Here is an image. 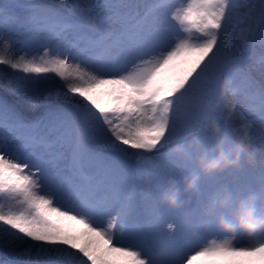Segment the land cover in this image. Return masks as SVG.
Wrapping results in <instances>:
<instances>
[{
  "label": "snow or ice",
  "instance_id": "1",
  "mask_svg": "<svg viewBox=\"0 0 264 264\" xmlns=\"http://www.w3.org/2000/svg\"><path fill=\"white\" fill-rule=\"evenodd\" d=\"M206 123L264 126V0H0V264H264L201 215L264 162L161 203Z\"/></svg>",
  "mask_w": 264,
  "mask_h": 264
},
{
  "label": "clouds",
  "instance_id": "2",
  "mask_svg": "<svg viewBox=\"0 0 264 264\" xmlns=\"http://www.w3.org/2000/svg\"><path fill=\"white\" fill-rule=\"evenodd\" d=\"M223 99L221 89L218 101ZM204 128L210 146L195 153L192 161L195 175L190 174L165 185L161 203L168 208L176 209L180 201L187 202L199 182L197 176L202 178L264 162V126L253 130L241 125L225 132L212 123H206ZM201 215L211 219L219 233L229 237L251 236L255 232H264V196L246 193L230 197L225 189L218 188L205 203Z\"/></svg>",
  "mask_w": 264,
  "mask_h": 264
},
{
  "label": "rangeland",
  "instance_id": "3",
  "mask_svg": "<svg viewBox=\"0 0 264 264\" xmlns=\"http://www.w3.org/2000/svg\"><path fill=\"white\" fill-rule=\"evenodd\" d=\"M54 2H55V0H54ZM253 58H254L255 61H257V62L259 61L260 53H259V50H258V49H257V51L254 53ZM222 116H223V117H227V116H228V112H227V110H225L224 112H222ZM231 123H233V125H235L237 122L233 119V120L231 121Z\"/></svg>",
  "mask_w": 264,
  "mask_h": 264
}]
</instances>
